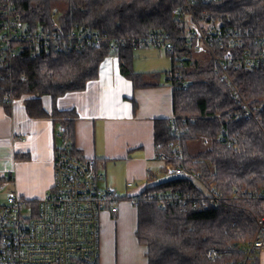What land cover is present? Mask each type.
I'll use <instances>...</instances> for the list:
<instances>
[{
  "label": "trees",
  "instance_id": "obj_1",
  "mask_svg": "<svg viewBox=\"0 0 264 264\" xmlns=\"http://www.w3.org/2000/svg\"><path fill=\"white\" fill-rule=\"evenodd\" d=\"M12 1L30 28L39 23L48 26L55 13L65 28L100 34L99 46L84 44L78 49L41 52L34 57L27 46H22L10 65L0 67V104L5 110H11L13 98L29 96L24 100L27 113L60 119L69 151L79 158L82 156L71 139L70 117L75 110L57 109L54 99L67 91L83 89L88 80L97 76L100 61L111 53L118 56L121 72L135 86L148 85L137 83L141 74L131 69L135 46L126 41L113 51L111 42L114 37H132L158 29L171 34L174 49L169 53V71L174 77L166 83L173 88V115L154 120L155 151L163 161L164 171L170 162L193 175L147 180L136 206L135 236L145 246L147 264H227L241 259L244 245L253 237L255 218L264 211V198L242 193V189L254 193L264 188V65L228 66V74L252 109V115L237 117L241 104L215 72L213 54L204 49L208 54L204 59L201 50L176 38L182 26L173 9L183 0ZM60 1L65 3L64 11L56 7ZM192 9L203 29L207 21L222 29L223 46H217L216 39L210 40L216 55L237 45L244 48L248 40L254 43L258 36H264V0H208L196 3ZM232 33L241 39L236 46L229 44L228 35ZM45 94L52 98L51 113L41 106L40 97ZM199 137H206L209 145L193 153L189 141ZM3 178L0 175V182ZM165 191L187 194L189 207L182 210L173 202L159 207V199L153 194ZM214 191L218 192L214 205L205 209L192 207V203L209 200ZM37 202L28 201L32 205ZM208 247L220 249V256L207 259Z\"/></svg>",
  "mask_w": 264,
  "mask_h": 264
},
{
  "label": "built area",
  "instance_id": "obj_2",
  "mask_svg": "<svg viewBox=\"0 0 264 264\" xmlns=\"http://www.w3.org/2000/svg\"><path fill=\"white\" fill-rule=\"evenodd\" d=\"M208 0H183L173 9V14L182 26L176 38L193 45L200 51L207 49L215 58V72L219 73L233 99L241 104L237 117L252 115V109L243 100L238 87L228 74V66L252 68L264 65V36H258L254 43L248 40L244 48L237 33L228 35L229 44L221 55H216L210 40L216 39L217 46H223L220 40L222 29L207 21L202 28L193 9L196 3ZM203 10V9H202ZM53 13L48 26L39 23L30 28L22 19L12 0H0V67L10 65L18 49L27 46L32 57L39 53L61 52L78 49L84 44L100 45V34L95 31L65 28L58 24ZM206 18V17H204ZM129 41L131 45L163 48L171 53L174 42L171 34L163 29L153 30L132 37H114L110 48L115 51L119 45ZM177 59L182 61L179 55ZM179 61L178 63H181ZM174 73H165V80L173 81ZM65 128L59 124L53 131L56 142L52 164V183L37 201L28 203L15 189L6 191L0 200V264H98L101 258L100 214L107 210L115 213L118 209L119 194L112 187H100L104 174L96 168L92 159L79 158L71 154L70 145L65 138ZM206 145L209 140L203 137ZM167 173L193 175L181 166L165 164ZM132 180L127 181L131 185ZM4 185L0 183V191ZM211 189H214L211 186ZM243 194L264 198V188L258 192ZM187 195V194H186ZM183 193L153 194L158 198L159 207L164 208L170 202L180 205L182 210L189 207L187 196ZM218 192L214 191L209 200L192 203V207L205 209L214 205ZM139 195L130 198L134 207L138 205ZM264 248V211L255 218L253 237L246 242L242 257L227 264H256L259 252ZM216 247H208L205 256L215 260L221 254Z\"/></svg>",
  "mask_w": 264,
  "mask_h": 264
},
{
  "label": "crops",
  "instance_id": "obj_3",
  "mask_svg": "<svg viewBox=\"0 0 264 264\" xmlns=\"http://www.w3.org/2000/svg\"><path fill=\"white\" fill-rule=\"evenodd\" d=\"M132 56L131 69L141 74L137 83L148 85L135 86L121 72L118 56L111 53L100 61L97 76L88 80L83 89L67 91L54 103L59 110H75L76 114L70 117L75 150L82 158L92 159L104 174L99 186L112 187L119 194L117 213L104 210L100 214V248L102 244L104 250L105 242H110L116 230L121 241L128 238L125 244L120 243L127 261L147 264L145 246L135 236L136 207L130 198L140 195L147 180L161 181L173 175L162 168L153 131L156 118L173 115V88L164 78L172 67V58L162 48L153 46L134 47ZM26 97L29 96L13 98L9 112L0 104V175L4 177L0 182L4 185L1 200L12 189L27 200H38L52 183L57 142L53 131L60 119L30 116L24 103ZM40 100L45 112L51 113L50 95H42ZM125 218L132 223L134 243L128 232L131 224L127 228V222L122 223ZM126 249H135L139 254L141 250L144 262L140 255L127 256ZM104 264H108L106 258ZM257 264H264V248Z\"/></svg>",
  "mask_w": 264,
  "mask_h": 264
},
{
  "label": "rangeland",
  "instance_id": "obj_4",
  "mask_svg": "<svg viewBox=\"0 0 264 264\" xmlns=\"http://www.w3.org/2000/svg\"><path fill=\"white\" fill-rule=\"evenodd\" d=\"M56 7L59 9V11H64L65 10V3L62 1L57 2ZM57 18L58 17H55L56 21L58 22V24H61ZM62 27H64V26L62 25ZM64 29H65V27H64ZM200 53H201V56L204 57V59L208 58V54L204 50H201ZM207 146L208 145H205L203 143V139L201 137L189 141V147H190L191 152H193V153L198 152V151L206 148ZM1 199H2V196L0 194V200ZM131 211L133 212V210H131ZM115 213H117V212H115ZM126 222H127V228L131 224L130 227L128 228V232L130 234L131 242L134 243V240L132 239V238H134V235L132 234V228H133L132 223L130 222L129 218L122 219V223H126ZM126 241H128V238L127 239L124 238L121 241V237H120L118 231L113 230L110 242H105V244H104V247H105L104 250H103L102 244H101L102 257L100 259V264H104V258H106L108 260V264H133V263L127 261L126 257L124 256V253H123L124 251L122 252L120 250V243L123 242L125 244ZM125 254L127 256H134V257H138V255H140V258H141L140 261L144 262L145 256H144V254H142L141 250H140V254H139L138 251L135 249H132V250L126 249Z\"/></svg>",
  "mask_w": 264,
  "mask_h": 264
}]
</instances>
